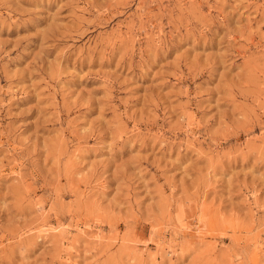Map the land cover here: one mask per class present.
Instances as JSON below:
<instances>
[{
  "label": "rangeland",
  "instance_id": "1",
  "mask_svg": "<svg viewBox=\"0 0 264 264\" xmlns=\"http://www.w3.org/2000/svg\"><path fill=\"white\" fill-rule=\"evenodd\" d=\"M0 264H264V0H0Z\"/></svg>",
  "mask_w": 264,
  "mask_h": 264
}]
</instances>
